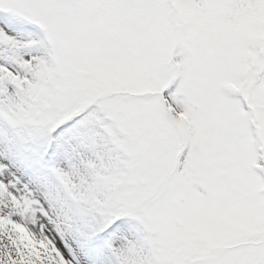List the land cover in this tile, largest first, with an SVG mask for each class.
Masks as SVG:
<instances>
[{
	"label": "snow or ice",
	"instance_id": "6c2138e0",
	"mask_svg": "<svg viewBox=\"0 0 264 264\" xmlns=\"http://www.w3.org/2000/svg\"><path fill=\"white\" fill-rule=\"evenodd\" d=\"M0 264H264V0H0Z\"/></svg>",
	"mask_w": 264,
	"mask_h": 264
}]
</instances>
